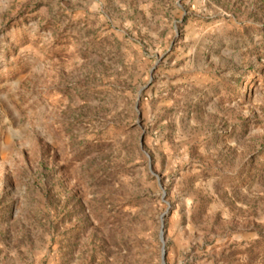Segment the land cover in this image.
<instances>
[{"label":"rangeland","instance_id":"rangeland-1","mask_svg":"<svg viewBox=\"0 0 264 264\" xmlns=\"http://www.w3.org/2000/svg\"><path fill=\"white\" fill-rule=\"evenodd\" d=\"M264 264V0H0V264Z\"/></svg>","mask_w":264,"mask_h":264},{"label":"water","instance_id":"water-1","mask_svg":"<svg viewBox=\"0 0 264 264\" xmlns=\"http://www.w3.org/2000/svg\"><path fill=\"white\" fill-rule=\"evenodd\" d=\"M164 256H165V253H164V251L162 250L160 264H164Z\"/></svg>","mask_w":264,"mask_h":264}]
</instances>
